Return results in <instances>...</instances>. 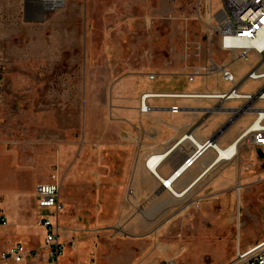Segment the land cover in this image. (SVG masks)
<instances>
[{
    "label": "rangeland",
    "instance_id": "obj_1",
    "mask_svg": "<svg viewBox=\"0 0 264 264\" xmlns=\"http://www.w3.org/2000/svg\"><path fill=\"white\" fill-rule=\"evenodd\" d=\"M219 8L220 0H0V217L7 220L0 264H17L1 258L15 245L31 252L18 264H47L34 193L52 180L64 206L61 240L73 243L58 264H217L237 246L220 233V217L263 231L258 151L242 146L234 163L208 174L185 201H172L135 162L115 110L116 89L129 78L198 73L196 82L216 91L219 77L206 71L226 60ZM251 61L230 62L237 79ZM258 87L245 82L241 91ZM252 118L231 127L241 131ZM221 172L238 177L236 200L211 193ZM224 202L219 215L206 209Z\"/></svg>",
    "mask_w": 264,
    "mask_h": 264
},
{
    "label": "built area",
    "instance_id": "obj_2",
    "mask_svg": "<svg viewBox=\"0 0 264 264\" xmlns=\"http://www.w3.org/2000/svg\"><path fill=\"white\" fill-rule=\"evenodd\" d=\"M217 33L219 50L226 56V60L219 64L212 61L206 74L207 76L218 75L220 83L225 87L224 90L211 93H146L140 98V113L148 115L153 112L154 108L149 105V100L155 98L204 100L215 102V106L211 109L216 108L220 111L216 114L229 115L230 119L251 115L253 120L226 147H220L207 141L193 152L187 146V143L190 146L195 144L192 132L187 131L180 135L173 147V151L177 152L180 161L170 176L171 178L176 177V180L196 167L210 149L214 152L216 162L222 164L234 163L239 157L242 146L258 151L264 161V0H220ZM252 56L255 57V64L240 80L237 79L230 62L252 65ZM148 78L150 81H154L155 75H150ZM197 78L202 77L198 73L187 76L189 83H194ZM245 82L257 83L259 87L253 92H242L241 88ZM231 103H237V105H230ZM183 110L185 109L180 106H174L169 109V112L171 115H176ZM171 152L148 157L145 161V168L149 170L151 162L156 159L155 170L158 173L159 168ZM209 170L207 169L201 177L207 175ZM157 179L165 186L163 179L158 177ZM173 182L171 185L174 184ZM34 194L37 204L36 221L44 232L42 249L45 252L46 263L58 264L67 247L73 246L72 242L65 244L61 240L59 219L64 212V206L60 200L59 184L54 180L39 184L36 186ZM6 225V218L0 217V227ZM30 255L31 252L26 251L22 245H15L3 253L1 258L18 264L24 262ZM226 264H264V241L244 252L237 249L234 257Z\"/></svg>",
    "mask_w": 264,
    "mask_h": 264
},
{
    "label": "crops",
    "instance_id": "obj_3",
    "mask_svg": "<svg viewBox=\"0 0 264 264\" xmlns=\"http://www.w3.org/2000/svg\"><path fill=\"white\" fill-rule=\"evenodd\" d=\"M138 79L137 81V79L129 78L124 85L116 89L120 98L117 97L116 99L119 105H116L117 107L115 110L123 116L124 133L128 137L127 148L133 151L136 150L134 160L139 164L140 168L144 167L148 157L152 155L160 156L172 151L158 170L157 177L160 179L165 180L169 178L180 161V157L175 150L173 151V147L183 133L187 131L192 132L195 144L190 146V144L187 143V146L189 149L191 148L193 152L211 139H213L215 145L226 147L231 144L253 120L252 118L250 122H247V124L242 127L243 129L241 131L234 129V127H229L222 135L215 137L218 131L230 119V116L226 114H206L208 109L215 106V102L155 98L149 100V105L154 108L153 112L148 115H143L139 110V102L140 98L146 93H211L215 92V90L213 91L209 82L204 81V79H202L200 83L196 82V80L194 83H189L187 76L157 75L154 81H150L148 77H140ZM216 87L217 90L221 91L225 88L220 81H218ZM122 100L124 102H122ZM174 106H180L185 110L181 111L179 114L171 115L169 109ZM137 119L138 121H135ZM199 165L200 167L196 172L197 174L194 175L193 170ZM224 165L228 164L216 162L214 152L210 149L196 167L175 180V185L173 184L174 186H172L173 190L166 189V187L158 181L157 177L151 174L153 172L150 169L148 171L157 179L159 191L168 192L169 196L173 197L178 202L179 200L175 197V192L177 195L191 193V190L205 179L208 174ZM207 169H210L208 174L201 177ZM241 177L240 182L243 187H245L244 183H242L245 177ZM236 179H238L236 174L218 173L209 187L211 193L213 195H222L230 192L231 199L236 200L233 191L235 189L234 185L237 183ZM173 198H171L172 201H174ZM187 198L188 196L182 201H185ZM239 198L243 200L242 195L238 197V199ZM230 204L232 205L231 210H233L234 201ZM226 206H229L227 202L220 204L210 203L206 209L216 211V213L212 215H219L220 212L223 213L224 208L228 209ZM214 217L215 216L209 217L213 224ZM220 219L223 221V223L221 222L220 233L227 235L229 240L235 239L233 243L237 246L233 249L234 252H236L237 249L241 252L247 251L263 242L264 226L262 231L259 227H254L246 223H241L240 226L235 225L233 219L231 222H229L228 219L223 220L222 217H220ZM229 257L230 256L226 255V257L222 256L221 259H216L218 261L217 264L227 263Z\"/></svg>",
    "mask_w": 264,
    "mask_h": 264
},
{
    "label": "bare ground",
    "instance_id": "obj_4",
    "mask_svg": "<svg viewBox=\"0 0 264 264\" xmlns=\"http://www.w3.org/2000/svg\"><path fill=\"white\" fill-rule=\"evenodd\" d=\"M43 1V6H56V5H58V4H61V3H63V0H42ZM45 1V2H44ZM221 158V157H220ZM222 160V159H221ZM156 159L155 160H153L152 162H151V164H150V170L153 172V173H151L153 176H156L157 177V173H156V170H155V164H156ZM175 180H176V177H169L168 179H165V180H163V182H164V184H165V187H166V189H169V190H173L172 189V186H173V184L171 185V183L174 181L175 182ZM173 182V183H174ZM175 192V191H174ZM189 195V193H187V194H179V195H177V193L175 192V197L179 200V201H182V200H184L187 196ZM171 197V196H170ZM171 198H173V197H171ZM174 199V198H173ZM170 200H172V199H170ZM174 201H176L175 199H174ZM177 202V201H176Z\"/></svg>",
    "mask_w": 264,
    "mask_h": 264
},
{
    "label": "water",
    "instance_id": "obj_5",
    "mask_svg": "<svg viewBox=\"0 0 264 264\" xmlns=\"http://www.w3.org/2000/svg\"><path fill=\"white\" fill-rule=\"evenodd\" d=\"M216 113H220V111H218L216 108L214 109H210L206 112V114L208 115H213ZM238 120V117H233L232 119H230L219 131L218 133L215 135V137L220 136L221 134H223L229 127H231L233 125V123H235ZM209 142H213V139L209 140Z\"/></svg>",
    "mask_w": 264,
    "mask_h": 264
}]
</instances>
